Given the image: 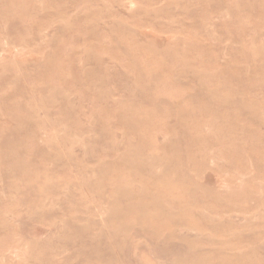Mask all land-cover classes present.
Here are the masks:
<instances>
[{
  "label": "rangeland",
  "instance_id": "1",
  "mask_svg": "<svg viewBox=\"0 0 264 264\" xmlns=\"http://www.w3.org/2000/svg\"><path fill=\"white\" fill-rule=\"evenodd\" d=\"M0 264H264V0H0Z\"/></svg>",
  "mask_w": 264,
  "mask_h": 264
}]
</instances>
